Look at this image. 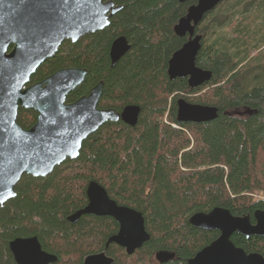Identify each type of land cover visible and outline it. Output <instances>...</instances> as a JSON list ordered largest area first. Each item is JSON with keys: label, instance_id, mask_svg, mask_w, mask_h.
<instances>
[{"label": "trees", "instance_id": "trees-1", "mask_svg": "<svg viewBox=\"0 0 264 264\" xmlns=\"http://www.w3.org/2000/svg\"><path fill=\"white\" fill-rule=\"evenodd\" d=\"M103 1L119 7L108 25L62 42L33 77L83 68V82L66 101L88 94L101 81L97 107L120 112L137 106V122L108 121L87 136L76 158L45 177H21L15 196L0 207V264H15L8 243L17 237L36 236L56 256L50 264H82L99 250L111 227L108 218L67 220L86 205L90 181L117 204L141 212L150 238L135 250V264H145L141 261L158 250L175 254L164 264H187L215 234L192 226L188 219L194 213L223 207L234 216H252L264 210V199L254 197L264 195V48L257 51L264 47V0H223L203 16L196 27L201 35L196 65L211 78L195 89L185 78L169 79L166 69L187 38L176 36L173 27L196 0ZM234 21V37L224 36ZM120 36L129 48L111 64L110 45ZM179 98L213 106L217 117L177 122ZM30 116L19 112L24 129ZM231 240L264 257V235L234 233ZM127 258L118 253L112 264H126Z\"/></svg>", "mask_w": 264, "mask_h": 264}, {"label": "water", "instance_id": "water-1", "mask_svg": "<svg viewBox=\"0 0 264 264\" xmlns=\"http://www.w3.org/2000/svg\"><path fill=\"white\" fill-rule=\"evenodd\" d=\"M5 28L0 25V207L15 196V185L23 175L45 177L66 159L78 156L82 142L106 122L122 121L134 126L139 108L127 105L116 112L112 108L98 109L102 82L95 84L87 96L73 103H66V96L79 86L86 70L61 69L42 82L23 89L29 76L45 59L53 56L64 40L75 42L85 34L102 30L109 17L119 10L112 1L103 0H31L30 5H14L20 0H6ZM185 2L187 0H178ZM223 0H196L178 19L173 32L187 37L180 48L172 53L166 74L169 79L185 78L190 89L207 83L209 70L196 65L201 35L196 27L203 16ZM4 0H0V9ZM20 10V11H19ZM62 17V19H61ZM0 19L2 18L0 12ZM7 45H13L6 54ZM129 48L122 36L110 45L109 58L114 64ZM176 120L180 123H203L217 117V109L189 103L183 98L176 100ZM19 107L38 113L37 122L24 129L16 122ZM87 203L67 217L75 222L81 215L113 217L120 225L109 243L125 248L132 255L149 240L141 212L119 205L109 198L105 189L90 181L85 189ZM250 215L234 216L228 209L214 207L208 212L192 214L188 222L204 230H217L218 236L203 246L187 264H264V257L257 252H245L236 246L231 237L234 233L245 237L264 235V210L257 209ZM15 264H50L57 258L44 251L36 236L17 237L8 243ZM175 258L174 252L158 250L154 259L164 264ZM105 253L86 255L82 264H112Z\"/></svg>", "mask_w": 264, "mask_h": 264}, {"label": "flooded vegetation", "instance_id": "flooded-vegetation-1", "mask_svg": "<svg viewBox=\"0 0 264 264\" xmlns=\"http://www.w3.org/2000/svg\"><path fill=\"white\" fill-rule=\"evenodd\" d=\"M3 1V0H2ZM17 1V0H16ZM30 3H31V0H20V2L19 1H17V3H15L14 5H16V7H17V5H22L23 7H25L26 5H30ZM6 6H7V1L6 0H4V6H1V9H0V12H1V15H2V18L3 19H0V25H2V29L4 30V28H5V25H4V23H6V18H5V14H6V12L8 11L7 9H6ZM20 11V10H19ZM68 40V39H67ZM64 41H66V40H64ZM63 41V42H64ZM70 41V40H69ZM62 44V43H61ZM12 48H13V45H7V47H6V54H9L10 52H11V50H12ZM48 59V58H47ZM46 60V59H45ZM44 60V61H45ZM44 61H42L38 66H37V68L44 62ZM37 68L35 69V71L37 70ZM67 68H78V69H83V68H79V67H63V68H60V69H58V70H56V71H54V72H51V73H48L47 75H45V76H43V78H41V79H35L34 77H33V74L35 73V71L29 76V80H28V82L27 83H25L24 84V86H23V89H25L26 87H29V86H31V85H33V84H36V83H39V82H42L44 79H46L47 77H49L50 75H52V74H54L55 72H57V71H59V70H61V69H67ZM93 87V86H92ZM91 87V88H92ZM91 88L89 89V92H88V94L90 93V90H91ZM71 92V91H70ZM69 92V93H70ZM68 93V94H69ZM88 94H84V95H80L78 98H76V99H74V100H72V101H70V102H67L66 101V103H73L74 101H76L77 99H79L80 97H82V96H87ZM66 98H67V96H66ZM100 99V98H99ZM99 102V101H98ZM98 108V107H97ZM98 109H101V108H98ZM105 109V108H104ZM19 112H20V114H25V113H27V114H29V115H31L30 116V118H27V123H26V128L25 129H29V128H31L32 126H34L35 124H36V122H37V117H38V113L37 112H35L34 110H31V109H27V108H22V107H19V109H18V111H17V116H16V122L18 123V115H19ZM25 112V113H24ZM19 124V123H18ZM20 125V124H19ZM21 126V125H20ZM86 196V195H85ZM87 200V199H86ZM94 216V215H93ZM97 218H102V219H106V218H108L110 221H111V227H110V229H109V231H108V235H107V238L105 239V241H103V244L100 246V248H99V250H97L95 253H99V252H104L105 253V255L107 256V257H110V258H112L113 259V257L114 256H117L118 255V253H123V254H125V255H127L126 253H125V248H123V247H121V246H119V245H117V244H115V243H109L108 244V246L107 247H105V245H106V242H107V240L109 239V237H111V236H113V235H116L117 233H118V231H119V228H120V225H119V223L113 218V217H109V216H103V217H98V216H96ZM250 221H251V223H254V221H253V218H252V216L250 217ZM211 232L213 233H215L214 234V237L209 241V243L212 241V240H214L217 236H218V234H219V232L217 231V230H211ZM30 237V236H29ZM39 241V240H38ZM40 243V242H39ZM41 244V243H40ZM41 247H42V245H41ZM42 249L44 250V251H46V252H48V253H51V252H49V251H47L46 249H44L43 247H42ZM134 253H135V251H134ZM133 253V254H134ZM52 254V253H51ZM132 254V255H133ZM132 255H130V256H132ZM128 257H129V255H127ZM176 258V257H175ZM174 258V259H175ZM173 259V260H174ZM158 264V263H157Z\"/></svg>", "mask_w": 264, "mask_h": 264}, {"label": "rangeland", "instance_id": "rangeland-1", "mask_svg": "<svg viewBox=\"0 0 264 264\" xmlns=\"http://www.w3.org/2000/svg\"><path fill=\"white\" fill-rule=\"evenodd\" d=\"M222 2V1H221ZM220 2V3H221ZM219 3V4H220ZM218 4V5H219ZM262 19H264V16L262 17ZM262 27H264V26H262ZM235 28V21L234 22H231V24L230 25H228L225 29H224V32L222 31V34H224V36H228L229 38H231V37H234V35H235V33H234V31H233V29ZM262 48H264L263 47V45L259 48V49H257V51L258 50H261ZM254 53H256V52H254V51H252V55H254ZM255 198H263L264 199V195H259V194H256L255 196H254ZM125 262H126V264H135L134 262H136V255H135V253L132 255V256H129L126 260H125ZM141 262H143V263H147V264H157V262H156V260L154 259V257L152 256L151 258L149 257V260L146 262L145 260H142Z\"/></svg>", "mask_w": 264, "mask_h": 264}, {"label": "snow or ice", "instance_id": "snow-or-ice-1", "mask_svg": "<svg viewBox=\"0 0 264 264\" xmlns=\"http://www.w3.org/2000/svg\"><path fill=\"white\" fill-rule=\"evenodd\" d=\"M63 2H64L65 4H67V3H68V0H63ZM61 19H62V17H61ZM0 36H4V37H6L7 34H6V33H0Z\"/></svg>", "mask_w": 264, "mask_h": 264}, {"label": "built area", "instance_id": "built-area-1", "mask_svg": "<svg viewBox=\"0 0 264 264\" xmlns=\"http://www.w3.org/2000/svg\"><path fill=\"white\" fill-rule=\"evenodd\" d=\"M173 126H175V124Z\"/></svg>", "mask_w": 264, "mask_h": 264}]
</instances>
